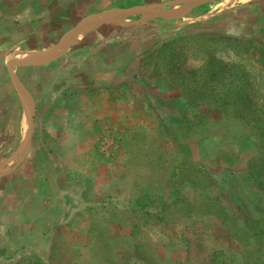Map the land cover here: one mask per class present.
Listing matches in <instances>:
<instances>
[{
  "label": "crops",
  "instance_id": "0c3cea01",
  "mask_svg": "<svg viewBox=\"0 0 264 264\" xmlns=\"http://www.w3.org/2000/svg\"><path fill=\"white\" fill-rule=\"evenodd\" d=\"M129 1L126 9L138 7L136 0H0V168L10 169L0 176V264L33 258L43 264L96 261L105 253L92 211H115L108 229L113 241L131 242V222L139 225L136 211H157L154 205L170 199L173 183L168 177L166 184H153L151 166L128 151L109 163L103 141L96 143L95 136L109 133V120L128 115L135 122L148 120L138 104L131 112L124 95L128 85L154 84L146 73L149 61L135 62L174 38L244 37L251 33L244 23L264 22V0H227L228 7L210 15H176L175 27L168 20L156 24V11L107 22L109 12L125 10ZM219 4L227 5L224 0L205 5ZM174 6L183 10L181 4ZM248 14L251 19L243 21ZM91 18L102 23H87ZM32 51L40 55L31 63L16 61L19 53ZM140 67L146 70L141 77ZM136 98L134 103L144 104ZM30 111L33 132L26 156L18 159L29 135ZM199 140L175 152L198 162L202 153L191 150H198Z\"/></svg>",
  "mask_w": 264,
  "mask_h": 264
},
{
  "label": "rangeland",
  "instance_id": "374dc122",
  "mask_svg": "<svg viewBox=\"0 0 264 264\" xmlns=\"http://www.w3.org/2000/svg\"><path fill=\"white\" fill-rule=\"evenodd\" d=\"M160 1L170 0H136V3L138 7H146L157 5L155 3ZM224 3L227 5H204L199 11L191 9L193 12L176 6L156 11L154 14L159 18L155 17V23L168 20L172 22L170 27H175L178 24L176 15L187 12V15H210L230 5L227 0ZM130 6L129 1L123 9ZM247 19H251L250 14L243 21ZM129 20H123V23H129ZM258 21L242 23L251 33L237 38L241 40L239 46L250 47L244 55V65L263 84L264 69L259 56L260 50L264 49V22L261 19ZM237 28L241 29V26ZM165 52L159 48L153 56L144 55L135 62L149 61L151 66L147 72L140 67L139 73L141 77V73L146 72L154 83L152 86L143 84L132 88L128 85L124 88L131 112L135 113L134 108L138 104L148 120L135 122L127 119L130 115L109 120V133L95 137L96 143L103 141L102 154H107L105 160L109 163L116 162L122 152L124 155L128 151L141 165L151 166L156 186H161L168 177L175 179L171 197L158 201L154 205L157 211L143 208L136 211L139 225L135 224V220L131 222L134 223L135 233L130 238L131 242H124L123 245L114 242L112 230L108 231L113 224L111 217L117 215L115 211H92L97 223L95 233L101 234L100 242L105 254L98 256L96 261L89 258L83 264H213L215 260L216 264H248L255 259L259 242L249 231L247 221H256L253 227L264 233V186L258 187L250 175L252 172L258 175L260 171L259 175L264 179V147L258 140L257 132L246 127L247 120H229L206 98H194L190 91L182 89V94L179 88L164 84L162 81L170 78L164 71ZM197 66L189 62L182 68L188 71ZM47 95H52L50 90ZM136 96L144 104L134 103L133 97L138 101ZM194 99L196 101L192 103ZM126 125L130 126L125 128ZM55 139H48L46 143L60 141L63 137ZM195 140L203 141L198 143V150H191V153H202L198 162H188L185 153L175 152L181 144ZM2 157L0 153V159ZM253 161H259L258 165ZM188 164H193L192 168L184 169ZM3 170L6 169L0 168V171Z\"/></svg>",
  "mask_w": 264,
  "mask_h": 264
},
{
  "label": "trees",
  "instance_id": "16d2710c",
  "mask_svg": "<svg viewBox=\"0 0 264 264\" xmlns=\"http://www.w3.org/2000/svg\"><path fill=\"white\" fill-rule=\"evenodd\" d=\"M240 41L237 37L218 35L181 36L163 43L161 48L166 51L163 55L166 58L163 61L164 71L170 77L165 81L181 92L182 89L190 91L194 98L211 101L215 109L229 120H247L246 127L257 132L258 140H261L264 147V83L258 82L255 74L244 65L243 58L250 47L239 46ZM259 58L264 69V49L260 50ZM189 62L198 66L192 70H184L182 66ZM195 101L196 99L191 100L192 103ZM262 158L264 159V154ZM258 163L259 161H253L255 165ZM192 165L188 164L184 169L190 170ZM259 173L250 174L258 187L264 186V179ZM256 223L247 221L249 231L259 242L255 249V259L249 263L264 264V233L258 227H253ZM25 263L43 264L35 258L28 259ZM213 264H216V260Z\"/></svg>",
  "mask_w": 264,
  "mask_h": 264
},
{
  "label": "water",
  "instance_id": "95a60500",
  "mask_svg": "<svg viewBox=\"0 0 264 264\" xmlns=\"http://www.w3.org/2000/svg\"><path fill=\"white\" fill-rule=\"evenodd\" d=\"M215 0H180V1H174V2H170V3H164V4H160V5H149L146 7H136V8H131V9H125V10H116V11H111L108 14V18H107V22H111V20L113 19H117L118 17L120 18L121 16L123 17H129V16H133L134 14H153L155 11H157L158 9H160L161 7L164 6H174L175 4H181L183 6L184 9L187 10H191L194 9L196 7L205 5V4H209L214 2ZM86 22L91 23V24H100L102 23V21L97 20L96 18H91L86 20ZM32 115L33 112H29V135L26 139L25 142V146H24V151L20 152L18 159H21L22 157L24 158L27 154V150H28V146L30 144V140H31V136H32V132H33V119H32ZM17 164V162L15 163ZM10 169H6L5 171H1L0 172V176L6 172H9Z\"/></svg>",
  "mask_w": 264,
  "mask_h": 264
},
{
  "label": "bare ground",
  "instance_id": "6f19581e",
  "mask_svg": "<svg viewBox=\"0 0 264 264\" xmlns=\"http://www.w3.org/2000/svg\"><path fill=\"white\" fill-rule=\"evenodd\" d=\"M241 1H244V0H241ZM39 55H40V52H37V51H32L29 53L24 52V53H19L15 59L18 63L29 64L32 61H34Z\"/></svg>",
  "mask_w": 264,
  "mask_h": 264
}]
</instances>
